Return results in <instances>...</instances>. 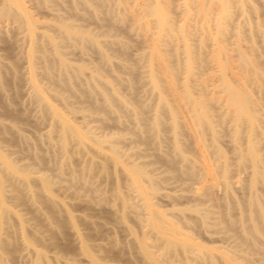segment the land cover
Listing matches in <instances>:
<instances>
[{"label": "bare ground", "instance_id": "1", "mask_svg": "<svg viewBox=\"0 0 264 264\" xmlns=\"http://www.w3.org/2000/svg\"><path fill=\"white\" fill-rule=\"evenodd\" d=\"M14 33L0 107L23 120L9 93L26 82L49 130L33 151L0 120V264H264V0H0V45ZM78 206L128 238L98 243Z\"/></svg>", "mask_w": 264, "mask_h": 264}, {"label": "rangeland", "instance_id": "2", "mask_svg": "<svg viewBox=\"0 0 264 264\" xmlns=\"http://www.w3.org/2000/svg\"><path fill=\"white\" fill-rule=\"evenodd\" d=\"M32 12H33L35 17L40 22L49 20L51 18L50 15L48 14V12H45V11L32 10ZM86 26H88L96 34H101L103 32L102 29L99 27V25L96 22H93V23L89 22V24H87ZM13 35H14V39L12 40L11 43L1 44L2 46L0 45V55L3 56L6 60L13 59L14 57H16L18 55V53L20 52V47H22V45H19V44H22V42L20 40L21 37L17 33H14ZM129 38L131 39V44H132L131 55L134 56L135 54L140 53L143 47L141 46V44L139 42L136 41L137 39H134L135 37L131 36ZM71 57H74L75 59L71 58ZM71 57L70 58L73 60V62H76L77 60H80V59L82 60L83 59L82 56H80V55L78 56L77 54H76V56L72 55ZM90 57H88L89 59H86V60H88L89 62H94L96 60V58H95L96 56H93V57L90 56ZM21 67H22L21 70L25 71L26 64L22 63ZM22 83H23V85L20 84V85H17V86L12 84L13 86L11 85L10 90L12 88L13 89L10 91L9 94L13 93V90L15 91V88L18 91V95L19 96L17 95L18 97L15 98V100H13V102H14L13 103V107H16L15 109H17L18 113L21 114L24 117V118H22L23 120H20L19 118L17 119L16 116L11 115V114H9V116L7 114H4L1 107H0V120L5 122V123L10 124L11 122H14V120L17 119L16 120L17 122L15 121L14 123L17 124L18 128L21 130V132L25 136L31 138V145H32L33 151H34L35 148H37V149L38 148H46L47 144H48L47 139H44V138L38 139V137L41 136V135L43 136L45 133H47V131L49 130L48 129V123H37V122H35V120L33 118H31L32 116H35L37 114V108H36V105L34 103H32L30 101V99H29L30 98L29 97V95H30L29 94V92H30L29 85H27L26 82H22ZM75 106H77V105H75ZM24 115H27L28 118H26L27 116L25 117ZM30 115H31V117H30ZM19 122H21V123H19ZM91 128H93L95 133L99 134V135L112 134V133H115V132L119 131L117 128L113 127L112 124L106 125V127H104V128H97L95 124L91 123ZM227 142H228L227 140L223 141V144H221V145H222L223 149L226 152L228 151L229 154L231 155V152L229 150L231 148V146L229 145L230 143L228 144ZM14 146L15 145H13V144L10 145V143L9 144L8 143L4 144V148L7 151H9V150L12 151V148L17 147V146H15V147ZM16 149H13V151L12 152L10 151V152L13 154V156L15 155L14 158L17 159L18 164L19 165H23V164L31 165L32 162L29 160L27 154L24 153V152H21L19 150V147H18L17 150ZM135 159H137V158H135ZM32 168L35 171H37V172L50 174V172H48L47 170L42 169L41 167L33 165ZM197 185L198 184H196V183H192V187L193 186H197ZM174 186H173L174 189L170 190L171 192L173 191L174 193H177V194H181V193L182 194H187V193H189V192H182L180 187L178 188V187L175 186L177 188L176 189ZM169 187L171 188L172 185H170ZM187 195H190V194H187ZM186 200L187 199H183L181 201L179 200L178 202L176 201L175 203H176V205L184 206V205H188V204H190L192 202L190 200L189 201L188 200L186 201ZM162 203L160 202V205L162 204L161 206H166V207H162L165 210L171 209L170 207H172V206H170V205L173 204L172 202L171 203L170 202H162ZM167 203H168V205H167ZM20 208H18V209L19 210H23L22 208L21 209ZM92 212H94V213L91 215ZM92 212L89 211V209L86 210L85 207L83 208V207H79L78 206V207L74 208V213L76 215H84V214L85 215H91V216H93L95 221H98L100 223L102 222L101 224H102L103 228L102 227L101 228L104 229L103 232H102L103 234H100L98 237L95 236L98 239V240L95 239L98 243H101V244L107 243L106 240L108 241V238L110 236H115L116 238L118 237L119 240L121 239V241L126 240V237L128 236V234L124 233L123 229L118 228V226H115L114 222H112V221H110V219H108L107 210L105 208L99 207L96 212L94 210H92ZM88 213H90V214H88ZM23 214H25L30 219V215L28 214L27 211H23ZM31 223L34 224L35 221L32 220ZM137 231H139V230L137 229ZM105 236H109V237H105ZM201 240H203L204 242L206 241L208 244H211L209 241L206 240V238H201ZM63 242H64L63 240H60V244H62ZM213 244L216 245V246L217 245L218 246L224 245L220 241H216V243L214 242ZM49 255H53V252H49ZM129 255H128V253H126L125 257H128ZM109 257L106 258L108 264H117L119 262V259L116 256L111 255V258H109ZM114 257H115V259L113 261ZM23 263L25 264L24 261L18 260V262H16L15 264H23Z\"/></svg>", "mask_w": 264, "mask_h": 264}]
</instances>
